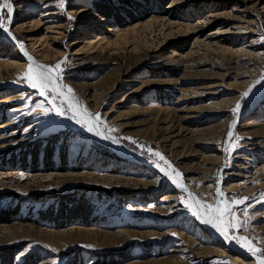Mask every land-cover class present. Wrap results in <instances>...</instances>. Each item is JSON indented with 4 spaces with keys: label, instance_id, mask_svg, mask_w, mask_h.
Wrapping results in <instances>:
<instances>
[{
    "label": "rangeland",
    "instance_id": "rangeland-1",
    "mask_svg": "<svg viewBox=\"0 0 264 264\" xmlns=\"http://www.w3.org/2000/svg\"><path fill=\"white\" fill-rule=\"evenodd\" d=\"M10 2L15 41L0 30V264H257L264 251L214 239L152 153L203 204L215 205L218 189L229 204L246 200L233 205L245 227L228 234L264 250V0ZM29 57L66 60L62 83L127 155L42 112L51 105L29 87ZM168 125L182 130L167 136Z\"/></svg>",
    "mask_w": 264,
    "mask_h": 264
},
{
    "label": "snow or ice",
    "instance_id": "snow-or-ice-1",
    "mask_svg": "<svg viewBox=\"0 0 264 264\" xmlns=\"http://www.w3.org/2000/svg\"><path fill=\"white\" fill-rule=\"evenodd\" d=\"M57 6L64 10L66 6V0H57ZM4 7H7V23L5 22L6 16L2 11H0V30H3L5 33L11 36L12 39H16V37L13 36L12 32L9 30V25L11 24V15L13 13V7L10 0H4V3L0 4V9H3ZM69 19H72V17H69ZM262 39H264V37H262ZM28 59L30 63L25 78L28 81L29 87L37 90L39 96L45 97L48 100V103L51 105V108H44L41 105H37V107H39L42 112L47 114V112L53 111L57 116H67L69 120H74L76 124L80 125L82 128H85L89 133H92L100 139L111 140L113 143L117 142L115 137L106 135L104 132L99 130L100 124L103 123L99 115L93 116L86 108L81 110L73 102V89L62 83V65L66 63V60L57 63L55 66H47L35 64L31 57ZM247 95L248 92H245L244 96ZM239 109L240 104L238 103L236 107L232 109L233 114L238 113ZM69 113H71V115H69ZM109 131H114V129ZM228 135L231 138L232 132H229ZM127 139L131 140V138ZM132 143L136 142L132 141ZM152 154L156 157H159L161 161H164V164H166L168 169H171L174 174L170 175L168 169L161 167L157 163L156 166L160 169V171L165 176H168L178 188L184 192H187L186 186L181 183L179 179H177V177H180L181 174L175 169H172L171 164L159 152ZM188 196L192 200L191 204H189L183 198L181 202L184 203L190 211L193 207L196 208V210L192 212V215L200 220L201 223L210 225L216 229V231L224 236L226 240L235 239V241L239 243L241 247L246 248L253 256H257L258 253H262V251H264L256 248L252 242L245 237H231L228 234L229 229L238 230L245 227L246 222L239 221L236 218L233 205H243L246 203V200H235L232 204H229L224 198V193L219 189L216 192V196L220 198V204L215 206L201 203V201L196 199L192 193H188ZM245 215L247 216V212H245ZM257 260L258 264H264V254L257 256Z\"/></svg>",
    "mask_w": 264,
    "mask_h": 264
},
{
    "label": "bare ground",
    "instance_id": "bare-ground-1",
    "mask_svg": "<svg viewBox=\"0 0 264 264\" xmlns=\"http://www.w3.org/2000/svg\"><path fill=\"white\" fill-rule=\"evenodd\" d=\"M13 35V34H12ZM14 36V35H13ZM4 37L6 38V40H8V41H15V39H12V37L11 36H9V35H7V34H4ZM20 47V49H23L24 47L23 46H19ZM30 63V62H29ZM215 87V88H214ZM215 89H216V86L215 85H211V86H209L208 88H207V90H212L213 92H211V93H209V94H216L217 92L215 91ZM204 90H206V89H204ZM208 94V95H209ZM75 104H76V106L79 108V109H81V110H83V109H85V107H81V106H79V104L74 100L73 101ZM178 128V129H177ZM99 130L100 131H102V129H101V127H99ZM175 130H177L176 132L177 133H180L181 132V130H182V127H180V126H178V127H176V126H171V125H168L165 129H164V131H165V133H167V136H169V135H172L173 133H175L174 131ZM189 131V130H188ZM103 132V131H102ZM106 134V133H105ZM106 135H109V134H106ZM195 135V134H194ZM93 136H95V135H93ZM109 136H111L112 137V135H109ZM154 136V135H153ZM92 137V136H91ZM94 138V137H93ZM94 139H96V140H98L99 142H101V143H103V144H106V145H108L109 147H111V149H114V151L115 152H117L119 155H122V156H125V155H127V152L122 148V146L121 145H119V144H117V143H113V142H111V140H102V139H100L99 137H97L96 136V138H94ZM166 139H168V137H166ZM261 170H264V165L261 167ZM178 179V178H177ZM180 180V179H179ZM171 182H172V180H171ZM173 183V182H172ZM174 184V183H173ZM176 186V185H175ZM177 187V186H176ZM178 188V187H177ZM180 189V188H179ZM184 192V191H183ZM185 194H186V196H187V198H188V202H189V204H191L192 203V200L189 198V196H188V193H192V195L196 198V199H198V200H200L199 198H198V196L196 195V193L194 192V191H192V190H188L187 189V192H184ZM201 201V200H200ZM201 203H202V201H201ZM220 204V198L219 197H216V199H215V205H219ZM214 205V206H215ZM196 210V208L195 207H193L192 208V210H191V212H193V211H195ZM199 222H200V220H198ZM201 223V222H200ZM208 231H209V233L214 237V239H217V240H222V241H224L226 244H227V246L228 247H230L232 244L228 241V240H226L225 238H224V236H222L218 231H216V229H214L213 227H211L210 225H206V224H203V223H201ZM255 261H256V263L258 264V260H257V258H255Z\"/></svg>",
    "mask_w": 264,
    "mask_h": 264
},
{
    "label": "water",
    "instance_id": "water-1",
    "mask_svg": "<svg viewBox=\"0 0 264 264\" xmlns=\"http://www.w3.org/2000/svg\"><path fill=\"white\" fill-rule=\"evenodd\" d=\"M96 140V139H95ZM97 142H99L98 140H96ZM99 143H101V142H99Z\"/></svg>",
    "mask_w": 264,
    "mask_h": 264
}]
</instances>
